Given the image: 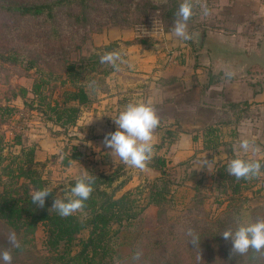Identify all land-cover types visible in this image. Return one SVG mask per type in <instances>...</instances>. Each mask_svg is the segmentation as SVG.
I'll use <instances>...</instances> for the list:
<instances>
[{
	"label": "rangeland",
	"instance_id": "rangeland-1",
	"mask_svg": "<svg viewBox=\"0 0 264 264\" xmlns=\"http://www.w3.org/2000/svg\"><path fill=\"white\" fill-rule=\"evenodd\" d=\"M206 1L193 0V15L197 14L198 16L202 13L201 5H207ZM181 2L182 0H177L175 11L178 10ZM172 3V0H125V2L117 4L113 8V4L102 1L96 6V10L87 21L82 23L76 22L72 18L69 20L66 16V10L61 7L56 12L55 19L63 30L62 38L70 40L69 46H63L61 43H56V40L48 38L51 25L44 22L42 17L20 20L19 23L12 26L15 30L13 33L4 32L2 36L0 35V49L12 50L9 51L12 53L14 50L18 53V59L15 63L0 58V105L13 107L10 114H0V135L3 139L2 163H10L12 157L17 154L18 146L13 143L16 135L20 136L22 144L29 146L34 144L35 159L37 160L36 169L43 177L45 187L51 189L53 196L58 198L65 195L70 178H77L83 174L93 172L108 174L114 169L118 170V179L113 185L120 180H124L125 183L116 191V195L127 189L135 190L137 186L144 185V179L152 180L159 176L160 172L145 174L142 170L136 171L135 168L125 165L121 160L115 164L113 169L111 168L112 163L107 166L106 170L101 171L105 167V163L101 161L102 154L96 152L100 144L94 148H92L91 143L89 144V140H98V133L105 131V127L100 126V124L113 123V118L119 114L113 110L103 111L99 106V97L102 93H105L107 87L106 77L113 72L110 71L107 75H103L102 71L108 70L111 65L99 62V64H96L95 71L89 74L91 80H84V87L89 93V102L81 107L79 121L71 128L62 129L47 120L44 114L40 113L31 104L30 99L33 94L30 91L27 92L24 98L12 96L11 93L14 90L17 91L20 86L29 88L33 79L39 75L49 76L48 88H44L46 94L51 95L50 98L52 99H61V91L66 85V82L62 83L64 77L63 66L61 61L54 62L51 59V53L63 54L76 63L86 65V70H88L89 55L98 53L99 56H102L106 52L115 50L116 43L114 42L99 44L103 36V30L114 27H128L133 31L136 25L145 23L150 19L160 21L165 31L166 26L174 24L173 16L176 12L174 11L172 14L168 12V8ZM3 19L5 18L0 16V20ZM9 19V17L6 18L7 21ZM74 44L77 46H74ZM105 46H109V48L104 49ZM30 57H35L37 63L34 67L27 68ZM93 81H95V89L89 87ZM247 103L243 101L236 102L238 107L234 108V110L237 108L245 109L242 118L245 117L246 120L241 124L242 118L240 119V127H238V123L236 128L237 135L228 136L230 129L221 126L222 138L226 142H223L218 150L209 153L200 149L199 139L202 131L199 128L224 117V114L219 110H224L225 107L220 103L217 105V111H211L207 107L201 110L200 119L196 121L198 123L197 127L186 126L190 135L198 131L199 139L193 141L191 149L193 154L191 156L178 160L172 156V145L166 149L165 146L159 149L160 152L164 151L168 158L166 172L172 194L171 200L163 205L165 210L160 215L163 221L175 222L187 214L185 216H188L190 220L220 219L223 227L228 229L236 225L237 218L243 223L264 219V212H261V205L264 206V175L242 182V185L246 184L248 186L242 188L241 192L236 194L231 193L229 188L226 192H223L216 187L217 184L214 181V165L221 163V161H230L233 157L241 156L249 160H258L264 164L262 158V155H264V137L261 136V121L254 120V117H257L254 110L261 106V102L250 101L251 105ZM183 114V118L189 121L192 114L190 112ZM168 123L166 122L163 126L170 127ZM160 124L162 125V121ZM91 126H93L92 129ZM89 133H93L91 137ZM241 138L254 140L259 151H250L245 154L239 149ZM73 152L80 153L79 157L71 158ZM153 153H155L154 149ZM110 169L112 170L110 171ZM144 194L142 192L141 199ZM140 203H142L141 200ZM238 210H241V214L237 213ZM156 216L157 207L149 205L138 217L132 220L130 227L120 228L116 234L118 238L116 241L119 242L116 247L117 251L121 254L129 253L134 246L133 240L140 232L144 236L145 230L155 228L157 224ZM11 231L8 226L0 221V251L7 248L11 249L7 240ZM86 234L87 232L83 231L79 237L84 238ZM44 236L43 226L39 224L30 244L17 254H12L11 264H46L45 249L43 247ZM220 247L214 253L221 259L216 258L218 260L213 264H241V262L236 261V258L224 256L226 245L222 244ZM72 249L76 251L77 247L73 246ZM164 251L169 252V249L165 248ZM161 255L163 257L167 256L166 254ZM247 260L245 264H264V252L262 257L260 255L254 261ZM147 261L159 264L162 258H157V254H150L143 259V262ZM0 264H4V262L0 260Z\"/></svg>",
	"mask_w": 264,
	"mask_h": 264
},
{
	"label": "trees",
	"instance_id": "trees-1",
	"mask_svg": "<svg viewBox=\"0 0 264 264\" xmlns=\"http://www.w3.org/2000/svg\"><path fill=\"white\" fill-rule=\"evenodd\" d=\"M102 1L113 4V8L117 4L125 2V0H0V16L5 18L0 20V35L2 36L4 32L13 33L15 30L12 26L19 23L20 20L42 17L44 22L51 25L48 38L56 40V43H61L63 46H69L70 40L62 38L63 30L55 19L56 12L63 7L69 20L72 18L74 21L82 23L87 21L96 10V6ZM172 2L168 8L169 14L175 11V5H177V0H172ZM8 17L10 19L7 21ZM108 48L109 46L104 47V49ZM4 51L7 52L4 53ZM9 51L12 50L0 49V58L15 63L18 53L14 50L13 53ZM50 57L54 62H62L64 75L62 83L66 82V85L61 91V99H52L51 95L46 94L44 88H48L49 76L40 75L33 79L29 88L20 86L17 91L14 90L11 94L24 98L30 91L33 94L30 99L31 104L40 113H43L47 120L59 128H71L78 122L81 107L89 102V93L84 87V80H91L89 74L95 71L101 56L98 53L89 55L88 70H86V65L76 63L63 54L53 52ZM28 63L27 68L34 67L37 63L35 57H30ZM113 70L111 66L102 72L103 75H107ZM223 106L226 112L222 119L199 128L202 131L200 139L198 131L192 135L193 141L199 139L202 151L212 153L218 150L223 142H226L222 138L221 126L232 125L229 127V136L237 135L236 128L245 109L234 110L237 104L232 101L224 103ZM12 109L13 107L10 105H0V114L8 115ZM157 115L160 122L167 119L166 114L162 111H159ZM168 125L170 127H164L159 123L156 128L158 131L161 129V137L159 142L153 144L155 153L147 163L148 167L160 172L159 176L152 180L144 179V185L137 186L135 190L127 189L116 195V191L125 183L124 180H120L113 185L118 179V170L114 169L108 174L104 172L90 173L88 175L96 176L93 191L89 199L85 201L84 208L68 217H61L51 209L55 199L53 192L45 198L43 208L32 203V192L46 188L43 177L36 169L34 144L30 146L22 144L20 136L16 135L13 143L18 146V152L12 157L10 163L3 164V139L0 135V221L16 232L21 245L19 248H11V254H17L30 244L36 228L41 224L45 235L43 247L46 264H153V262H143L144 257L150 254H157V258H162L159 264H213L216 260L221 259L214 252L217 248H221L222 244L226 245L224 256L236 258V261L241 264H245L247 259L254 261L260 255L262 257L264 251L256 252L252 249H249V252L244 255L233 253L231 241L225 240L222 236V232L226 229L220 219L190 220L188 216H185L187 214L175 222L163 221L160 218L165 210L163 205L171 200L172 194L166 172L168 158L164 151L160 152L159 149L164 146L165 149L169 147L177 133L183 131L179 126L171 129L172 124L168 123ZM79 155L80 153L73 152L70 157L78 158ZM228 162L221 161L214 165V181L217 184L216 187L223 192L229 188L231 193L236 194L248 185H242L245 179L237 180L228 174ZM75 180L76 178L69 179L68 189L74 185ZM142 192L145 194L141 199ZM60 198H64V196ZM149 205L157 207L155 228L145 230L144 236L140 232L133 240L134 246L129 253H119L116 249L119 243L116 241L118 239L116 234L119 229L130 227L132 220ZM261 206V212H264V206ZM237 213L241 214V210H238ZM251 222H255V220ZM236 226L232 229L235 230ZM189 228L199 237V245L195 246L189 242L191 239L187 235ZM83 231L87 232L86 236L79 237ZM73 246L77 247L76 251H73ZM165 248H168L169 252H165ZM136 252L142 253L139 260L133 259ZM161 254L167 256L163 257Z\"/></svg>",
	"mask_w": 264,
	"mask_h": 264
},
{
	"label": "crops",
	"instance_id": "crops-1",
	"mask_svg": "<svg viewBox=\"0 0 264 264\" xmlns=\"http://www.w3.org/2000/svg\"><path fill=\"white\" fill-rule=\"evenodd\" d=\"M206 2L210 14H194L188 21L190 40L176 37L172 25L165 27L161 38L147 40L137 39L128 27L105 29L99 42L116 43L115 51L124 60L120 71L113 70L106 77L105 93L99 97L100 108L119 113L130 102L150 101L156 112L166 114L162 124L169 122L171 129L178 126L183 129L171 142L172 156L178 160L193 154V139L186 126L197 127L201 110L207 107L215 111L219 103L261 102L254 110L257 116L254 120L261 121L264 137V0ZM201 31L203 36L197 42ZM225 70H232L235 75L228 79ZM223 109L219 111L224 114ZM188 112L192 115L186 121L183 113ZM245 120L242 118L240 123ZM100 126L105 131L98 133V140H89V144L92 148L100 144L96 152L102 154L101 161L105 163L102 171L112 163L113 169L120 159L102 142L106 133L115 131V125ZM89 134L91 137L93 133ZM160 137V130L155 129L152 144L159 142ZM262 158L264 161V155ZM142 172L156 174L148 169Z\"/></svg>",
	"mask_w": 264,
	"mask_h": 264
},
{
	"label": "clouds",
	"instance_id": "clouds-1",
	"mask_svg": "<svg viewBox=\"0 0 264 264\" xmlns=\"http://www.w3.org/2000/svg\"><path fill=\"white\" fill-rule=\"evenodd\" d=\"M193 0H182L178 10L174 15V24L171 27L172 33L182 40H190L191 34L188 31V21L193 15ZM201 11L204 16L210 14L206 4L201 5ZM102 64L111 65L115 71H120V65L124 63L119 51L106 52L100 57ZM226 78L231 79L235 72L225 70ZM90 88L95 89V81L91 82ZM116 125V131L108 132L104 135L103 144L111 149V153L132 168L145 170L147 163L152 158L153 153V133L159 126L160 120L156 109L150 101L130 102L113 118ZM239 149L245 154L252 151H259L254 140L241 138ZM207 163V161H205ZM228 174L234 176L237 180L258 178L264 175V164L258 160H249L237 156L231 159L227 165ZM96 176L83 174L76 178L75 183L65 191L64 198L55 196L51 209L55 210L61 217H68L85 206V201L89 199ZM51 189L44 188L35 190L31 194L32 203L43 208L45 198L51 193ZM236 228H228L222 232L225 240L232 243V252L240 255L247 254L249 249L256 252L264 251V219H257L255 222L243 223L236 219ZM187 235L191 237L190 243L197 246L200 239L189 228ZM11 248H19L20 242L15 231H11L7 237ZM141 252H136L133 259L139 260ZM0 260L4 264H11V249L7 248L0 251Z\"/></svg>",
	"mask_w": 264,
	"mask_h": 264
},
{
	"label": "built area",
	"instance_id": "built-area-1",
	"mask_svg": "<svg viewBox=\"0 0 264 264\" xmlns=\"http://www.w3.org/2000/svg\"><path fill=\"white\" fill-rule=\"evenodd\" d=\"M164 32V27L160 21H153L150 19L145 23L136 25L133 29L134 36L140 39L161 38Z\"/></svg>",
	"mask_w": 264,
	"mask_h": 264
},
{
	"label": "water",
	"instance_id": "water-1",
	"mask_svg": "<svg viewBox=\"0 0 264 264\" xmlns=\"http://www.w3.org/2000/svg\"><path fill=\"white\" fill-rule=\"evenodd\" d=\"M202 36H203V32L201 31V32L199 33V35H198V38H199V39H197V42H198L199 40H201ZM146 169H148V170H150V171H152V172H156V174L158 173L155 169H152L151 167H148V166H147Z\"/></svg>",
	"mask_w": 264,
	"mask_h": 264
}]
</instances>
